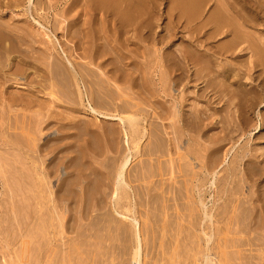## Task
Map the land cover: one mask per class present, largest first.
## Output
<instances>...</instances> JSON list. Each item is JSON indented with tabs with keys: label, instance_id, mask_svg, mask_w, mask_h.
Returning <instances> with one entry per match:
<instances>
[{
	"label": "bare ground",
	"instance_id": "bare-ground-1",
	"mask_svg": "<svg viewBox=\"0 0 264 264\" xmlns=\"http://www.w3.org/2000/svg\"><path fill=\"white\" fill-rule=\"evenodd\" d=\"M21 1L22 0H0V14L5 13L7 11H13V9L15 7L19 6ZM35 1L36 0H28L29 6L27 8L30 7V9H27L26 15L29 14L32 17V21H26V23L23 26L19 24L21 21H18V19H17V21H14L13 19L5 20L3 17L4 15L0 16V65L2 66V68L5 66L6 67L14 66V68H12V69H15V66H17L16 67V70H17L19 65H21V67H22V63L25 64V63H28L29 60H31V62L32 61L35 63L38 62V63L46 66L50 71L48 73H50L51 78L54 79L56 81V83L61 87V90L58 87L56 88L59 90V92L61 91L59 94H62V91H63L64 97L67 99L68 103L71 105V107H69V109L76 113V111H81V109L86 110V107H88V110L90 111L91 116L88 119L89 120L88 122L87 121H80V120L75 121L74 119L68 117L67 120L65 119L67 122L64 123L65 126L63 127L64 129L61 132V134L60 135L58 134L57 135L58 137H56V139H48V141L42 145L41 149L38 148L36 150V152H38V151L43 152L42 155L45 154L46 158L49 155L53 154V156L51 158L49 157L50 160L47 161V162H49L48 165L44 169L39 168V169H41V172H39L37 163L35 161H31V158L34 156V155L32 156L30 153L32 149L30 147H27V149L25 148L26 149L25 150L23 148L24 146L21 147L20 144L22 142L18 141V139L22 138L24 135V134H21L22 136H20L21 132L15 133V134L13 132L14 136L16 134H19L17 136H20L16 139H15L16 136L14 137L11 134L12 132L10 130H8V131H10V132H8L9 134L7 133L8 135L11 134L18 143L21 142V143H19V145H17L18 143H15V142L13 143V142L9 141L7 136H6V133L4 135H2V137H0V149H2L3 152L2 151L1 152L4 153L3 155H5V154L7 155V153L9 154V151L11 149H18L22 152V154H25L24 159H25L27 165H29V166H26L24 168L28 167V169H30L32 172H35L37 175L40 176V177L38 176V180H39L38 187H37L38 194H42L41 192H43V189H42V187L44 186L43 183L49 184L52 177H58L59 176L58 172L62 168V165L65 164V162L62 158L67 159L66 162L70 163L69 165H67V167H69V166L73 167L74 170L81 173L80 174L81 176H78L77 180H71L72 178L70 177L71 178L70 179L69 176L72 175L73 169L69 170V172H68L69 176L61 179V183L58 186V190L55 191V193H57V194L61 193L62 195H58V196L54 197L51 201L54 203V202H56L57 199L60 200V197H61L62 201L65 203V207H64L62 214H68V216L67 215L66 216H67V218L69 217L68 219L70 221V217L71 218L74 217L71 215L72 208L74 209V207H72L71 209L69 207V201H71L72 198H71V195L69 196L68 194H69L70 190L76 192V190H77L76 188H78L81 191V194L84 195V199H81V201L77 203L76 208L74 210H75L76 214H78L79 220L81 222V220L86 217L85 216L86 213H84L85 212L84 203L86 201V198L92 199L91 202L94 204L93 206L97 207L99 210H101V206L103 205V202H102V199L100 197H102L104 195V196H107V198H108V196H109L110 201H111L112 211H114V213H116L118 216H120L122 220H125L129 223V230L130 231L128 230V228L126 226H124V225H121V226L122 227L124 226L127 229L126 230L123 227L124 231L126 230L129 232V233L125 232V234L127 233L128 235L129 234L131 235V239H132L133 244H134V247H132V262H131V264H143L142 255H141L142 254L141 228H140V223H139L138 219L136 218V212H135L136 203H135V201H133V198L136 194L135 188H137V187H134L133 184L131 185L130 181H134L135 179L133 180V179L128 178L131 174L128 176L127 172L129 170V167L132 164L134 154L137 155L139 152H141L140 149L138 148L140 141L143 140L147 134H148L147 137H149L150 131L147 133L145 130L140 129L142 127V124H141L142 120H140L138 118L137 114H134V115L131 114L128 116H122L121 115V114L127 113L129 111L130 105L135 106L136 104H139V102H135L132 104L131 103L127 104L124 102L125 104H118V103H116V97H115L116 93H118L116 91L118 89V83H122V81L127 82L128 78L130 80H135L134 74H133V72H135V71L130 70V68H133L131 65L132 63L131 62L126 63L127 60H126V62L123 61V59L120 57L121 55L119 53H117L118 45H116L115 48L113 49V53H115L116 56L110 57V58L109 57L106 58L107 57L106 53L100 48L101 43H100V46H99V44H98V46H96V44H95L94 48L89 50V48L86 47L87 45H89L88 44L89 41L87 40L89 38L86 37V34L88 35L89 33H87L86 29L84 31L85 32L84 35L83 36L81 35L82 37H80V35H76L78 32L76 33V31H74L72 29V32L76 33V34H73V33L72 34L76 35V36H74V38H76L77 42H79L78 45L85 47V49L82 48V49H84V51H82V53H80L81 56L79 58H84V57L89 58L88 64L94 65L95 68L94 69H92L90 67L88 68L87 67L88 65H85L86 61L85 62L83 61L84 65L83 64L80 65L81 63L80 64H79V62L77 63V61H79V60H77V59H76L77 61L74 60L76 57L75 51L69 49V46H67L66 44H64V42L61 41L62 39L60 40L59 38L56 37L53 30H50L48 26L43 24L44 22L41 23V21L36 18V15H37V17L39 15L38 8L40 6L38 5V3L35 4ZM48 2H49V0H48ZM83 2H84L83 3L84 5L82 4V6H85V8H86L84 10L89 11L88 8H90V11L93 12V15L102 14V16L104 18H110L112 20L111 22L114 24V26L117 30L116 31L117 33H122V32L130 33L131 31L145 32V29L147 28L148 29L147 32L149 34L150 33H151V35L154 34V20H156L155 19V17H156L155 8L158 4L170 6L171 11L169 13V16L172 18L174 17L175 19L178 18V22H181V20L186 22L187 28H189L192 32L191 36L188 35V38L191 37L190 44L195 46V48L192 50V48L190 49V46H188L185 50H181L180 53H177V51L173 52V50H172V53H163L162 57H163L166 65H167V67L164 69V72H163V75L167 79V89L163 91L164 94H163V96H161V98L165 102H161L158 100L156 102L150 101V102H152L151 108L153 111V112H151V116L153 117L154 115H156L157 117H155V116L154 117L158 118V119H169L168 121H171V123L169 122L168 128L171 129V132L169 131L170 133H168L166 131V133L169 135L173 134V137H169L166 140L162 136L165 132L164 131L161 132L160 126H158L161 124L157 123V125H156V123H155L156 126H154L153 121L150 122L151 125L154 126L152 132H150L151 139L148 140L149 143L151 142L150 143L151 144V146H150L151 150L149 149L151 152V159H149V160H151V162H150L151 167H152L151 173H152V170L154 169L153 170L154 174H156V171H157V173L159 172L158 177L165 175L166 173L164 174V172H166V171H164V170H170L171 168L169 167V169H168L167 165H165L167 167V169L164 166L165 167V168H163L164 172L162 171L161 167H159V168L157 167L158 169L156 168L157 169L156 170L155 164H154V162H152V160H155V162H158V164H160L162 162V161L161 162L159 161V157L161 156L160 153H163V154L166 153L167 155H169V152H170V155H171L172 149L176 148V149L183 152V153L178 152L179 154L177 153L180 157L182 156L183 160L188 159L190 161L192 160L191 162L199 161L201 163L202 170H200V171H197V169L195 170L194 168H196V166L194 165V163H192L191 167L193 166V169H192L193 170L192 171L193 177H191V179L193 182H190L189 184H190V186H192L191 183L193 184L192 192H191L192 198H194V203H197L201 206L202 213H203V216L205 217V219H207L210 222H213L214 208L207 206L206 202L204 201V199H205L204 195L205 194H203V187L211 181L210 179H212V181L210 182L211 188L214 189L213 191H215V193L216 192L218 193V200H224V202H225V204H224L225 206H219L218 207L220 213H225L226 210H228L229 208L232 207L234 210L239 211V214L241 216H243V217H241L242 219L245 217L248 218V216H249L250 217L249 218V224H251V223L258 224V225L261 223L264 224V160L257 161L256 160V158L258 157L257 153H253L251 151L252 148H247V149H244V151L241 153L237 152L234 156V159L232 160V162L230 164H229L230 161L229 162L226 161L227 155L233 151L234 146L236 145L237 142H239L237 140V138L235 137V135H237L241 140L242 137H244L246 134H248L250 132V127L252 126L251 125L252 120L250 119L251 117L248 115L249 112L251 110L255 112V110L257 108L264 107V85L262 84V81L260 80L264 76V0H259V2H255V4H257V5L260 4L259 7H256V5L253 6L251 4L250 0H83ZM51 3H53V2H51ZM50 7L53 8V5H51ZM74 8H75V3L71 6V8L66 10L65 17L68 14H71ZM210 8H212V10H210ZM80 9H81V7H80ZM78 10H79V8H78ZM158 11H160V10H158ZM164 11H163V13H164ZM82 12H84V11H82ZM56 14H58V13H56ZM72 14L73 15H71V17H73V19H74V17H76L75 15H77V14H75V13H72ZM159 14H160V12H159ZM47 15H49V14H47ZM82 15H83V13H82ZM82 15H81V17H82ZM87 15H88V13H87ZM55 17H57V16H54V18ZM98 17H97V19H99ZM158 17H161V16L159 15ZM79 19H80V17H79ZM85 19H86V16H85ZM55 20L59 21V19H57V18ZM57 21H55V22H57ZM79 21L77 23H79ZM99 21L97 24L101 25V23ZM157 22H159V21H157ZM161 23H163V22H161ZM67 25H71V24L69 23ZM165 25H167V23H165ZM171 26H173V24ZM249 26L254 27L257 30H260V33H261L260 37H258V36L256 37L255 34L252 35L251 32L248 31V29H247ZM56 27H57V24H56ZM82 27H83V25H82ZM166 27H168V26H166ZM166 27L164 29H167ZM157 28H158V26H157ZM182 28H183V26H182ZM155 29H156V27H155ZM172 29H173V27H172ZM81 30H82V28H81ZM98 30H100V27ZM55 31H56V29H55ZM102 31H103V29H102ZM171 31L172 30H169V33H167L165 35V36H168V34L170 35L169 40H172V38H175V36H173L174 32L172 31V33H170ZM80 32L81 31H79V34H80ZM147 32H145L144 34H146ZM148 33H147L148 36L144 35L145 39H147L151 36ZM163 33H164V31H163ZM179 33H177V34H179ZM181 34H183V33H181ZM184 34H186V33H184ZM98 36H99V33H98ZM103 36H105V35H103ZM103 36H100V38L101 37L103 38ZM132 37H133V34H132ZM105 38H106V36H105ZM66 39H67V37H66ZM106 40L109 43L108 39H106ZM162 40L164 41L165 39L162 38ZM107 42H105L103 44H106ZM137 42H138V40H137ZM65 43H69V42H65ZM125 43L126 42H123V44H125ZM37 44H38V47H36ZM107 45H103V46L108 47ZM109 45H111V44H109ZM137 45H138V43H137ZM40 46H43V47H40ZM172 46H174V45H172ZM138 49H139V47H138ZM108 50L109 49H107L105 51H108ZM114 50L116 52H114ZM148 51H151V50L148 49ZM148 51L146 49V52H148ZM136 52L137 51H135V53ZM108 54L112 56L111 52ZM118 54H119V56H118ZM230 54H237L241 58H246L245 56L248 55L249 59H247V58L246 59H247V61L249 60V62L254 63L253 69H256V67L262 68L261 71L258 72L259 74H257V77L254 78V81H256V80L258 81L257 85H254L253 87H251L249 89H246L245 86L243 87L241 80L244 79L246 76L252 77L253 74H255V73H252L253 69H251L249 67V65L248 66L245 65L244 60H242V64H241L243 69L242 68H240V69L234 68L232 63L230 64L228 62V59H227L230 56ZM132 59L134 60L133 57H132ZM132 59H130V60H132ZM160 60H161V58H160ZM159 62H161V61H159ZM24 64H23V66H24ZM40 64H37L36 67ZM28 65L32 66L33 63L31 65L30 64H28ZM1 66H0V68H1ZM10 67H9V70H10ZM33 67H34V65H33ZM39 67H41V66H39ZM79 67H81L84 72L81 71V69ZM128 67H129V69H128ZM48 69H47V71H48ZM137 69H138V66H137ZM137 69L135 67L133 70H137ZM18 70H19V68H18ZM21 71H23V70L21 69ZM140 71L138 72V74L140 73ZM26 74H27V72L25 73V75ZM142 74H143V72H142ZM1 76H3V75H1ZM6 76L8 77L9 75H6ZM88 76H90L91 80H89ZM103 76H105V78ZM7 77H6V81L8 80ZM10 78H12V77H10ZM13 79H14V77L12 78V80ZM12 80L10 79V81H12ZM237 80H238V82H237ZM110 81H113L116 84V85L112 84V87H114L113 89H111V86L109 88L108 86L105 87L103 85V82L109 83ZM4 82L5 81H3L1 84L3 85ZM51 82H53V81H51ZM134 82L135 81H133V85H134ZM192 82L196 83V84H198L199 82L201 83L202 86L200 88L198 86V88H199L198 91H200V92H198V91L197 92H198V94L200 93L199 95H201L203 98L207 97L210 93L215 95L214 97L218 100V102L220 104H223L222 108H224L223 111H225V113H226V119L223 121V123H224V127L222 130L223 135L219 136L215 140L213 147L205 146V145H204V147H202L203 146L202 142H200V140L196 136L193 135V133H199V132H202L208 128L209 124L205 123V122H207L206 120H208V118L207 117L204 118V116H202V113H204L205 111L204 112H202V111L198 112L197 111V114L192 115L190 121L188 120V118H186V114L184 113L186 102L190 98L189 92L187 94L186 91L188 90V88L190 87V84ZM27 84H29V83H27ZM88 84L94 85V86H92L94 88L92 89V87H90ZM52 85H51V87L53 88ZM139 85H140V82H139ZM6 87H8V86H6ZM125 87H127V86H125ZM0 88H1V86H0ZM4 88H5V86H4ZM24 88H25V86H24ZM120 89H121V87H120ZM131 89L134 90V88H131ZM122 90H123V88H122ZM139 90H143L141 85H140ZM147 91H149V89H147ZM128 92H129V89H128ZM4 93H5V91H4ZM143 93H145V91ZM147 93H149L150 96L153 95V94L151 95L150 91ZM13 95H16V94H13ZM119 95H120V92H119ZM2 96H3V94L0 93V97H2ZM16 96H13L14 101L17 98ZM61 96H63V94ZM8 99H9V96H8ZM23 99L24 98H22V100ZM118 100H120V99H118ZM126 100L127 99H125L124 101H126ZM150 100H153V99H150ZM195 100H198V99H195ZM131 101H134V100H130V102ZM200 101H202V100H200ZM5 102L2 103L3 107H4ZM126 102H128V100ZM193 102H194V104H196L195 101H193ZM217 105H218V103H217ZM133 106H131V107H133ZM136 106L139 107L141 105H139V106L136 105ZM141 107H139V108H141ZM5 108H3V109H5ZM143 108H141V111L144 110ZM136 109L137 108H135V109L131 108V111L136 110ZM15 110H20V109H14V111ZM7 111H9V110H7ZM11 111H13L12 108H11ZM215 111L217 112L218 110H215ZM145 112H144L145 117H148L147 110ZM211 112L212 111H210V113ZM6 113H9V112H6ZM6 113H4V115H7ZM15 113H17V111H15ZM237 114H238V116H237ZM4 115H3V117H4ZM8 115H10V114H8ZM17 116H19V114H17ZM0 117H2V116H0ZM51 117L52 116H50V115L46 116V119L40 121V123H44L47 119H49ZM189 117H190V115H189ZM258 117H261V119L263 121V128L262 129L264 130V112H262V110L258 114ZM17 119L14 120V123L9 122V123H11L12 127L15 126V122ZM254 119H255V117H254ZM20 120L21 119L19 118L17 121H20ZM104 120L110 121L111 123L104 125V124H102V121H104ZM22 121H23V118H22ZM217 122H218V120H217ZM1 123L2 122H0V124ZM148 123H147V125L149 126ZM23 124H24V122H23ZM49 124L50 123H48L47 126ZM50 127H51V125H50ZM0 128L2 129L1 126H0ZM13 128L16 129V127H13ZM37 129H38V127H37ZM46 130H48V129H46ZM5 131H6V128H5ZM14 131H16V130H14ZM188 134L190 135V137H191L190 139L194 143L191 144L189 142V145H187L184 149L183 139L186 138ZM11 135L9 137H11ZM48 135H49V133H48ZM262 137L260 139L258 138L256 140V143L254 145L256 147V149H254V150H259V151L263 150L264 151V148L260 147V145L262 143V140H261ZM25 138L27 139V137H25ZM39 138H40V136H39ZM21 140H23V139H21ZM29 140L30 139H28V141ZM64 141L65 142L67 141V142L65 143ZM148 141H147V144H148ZM25 142H24V144L26 145L27 140ZM61 142L64 143V145H61L62 144ZM250 142H251V139L247 140V142L245 143L244 146L245 147L248 146V144ZM226 143L228 144V146L229 145L230 146H229L228 150L226 151V154L224 157L225 159L221 160L220 154H221V151L224 149ZM30 144H31V142H30ZM31 145H33V144H31ZM149 145L147 147H149ZM143 147H141V148L144 149ZM76 148H79V149L81 148V150H85V151L77 150ZM63 149H67V151L64 152V151H62ZM260 149H262V150H260ZM149 150L146 149L144 151V153L142 151V154H145V152H146V154L148 155ZM59 151L64 152L63 157H60V159L58 158L59 156L56 157L57 155H59L58 154ZM15 152H17V151H15ZM10 153H12V151ZM158 153L160 156L158 155ZM16 154L20 155L19 153H16ZM3 155H0V156L3 157ZM117 155L120 157V159H118ZM101 156L104 157V160L102 161V163H100L101 164L100 166H101V169H103L102 173L105 175L106 180H108L107 182H105V179L99 178L100 176H98V173H97L98 170L95 167H93L94 164L99 163V157H101ZM153 156H156V158L157 157L158 158L154 159ZM175 157H174V159H175ZM176 158H178V157H176ZM0 159H1V157H0ZM3 159H1V160H3ZM24 159L22 157V160H24ZM73 160H75V162H73V166H72ZM183 160H181V161H183ZM3 161H4V163H3L4 168H2V169L4 170L5 169L4 164H6L7 159H4ZM181 161H180V163L182 164ZM146 162H149V161L145 160V163L143 164V166L146 164ZM174 162L175 161H173V165L175 166V163L177 161L175 163ZM191 162L185 163V161H184L183 162L184 167H186L188 163L191 164ZM165 163H163V164H165ZM23 164L24 163H22V166H23ZM183 164L180 166H183ZM190 164H188L189 166H187L188 170L190 169L189 168ZM176 165H178V163ZM221 165H223L222 168L226 165L229 168L225 169L226 175L219 179V182L221 183L220 184L221 187H220L218 185L219 171H217V168L219 166L221 167ZM96 167H98V165H96ZM144 167H143V169L148 168L147 165H146V168H144ZM184 167L183 168L181 167V168L185 170ZM7 168L8 167H6V169ZM2 169L0 171H2ZM101 169H99V171H101ZM182 169H181V171H182ZM24 170H26V169H24ZM7 171H8V169H7ZM7 171L5 173L8 175L9 171L8 172ZM186 171H187V169H186ZM162 172H163V174H162ZM188 172H186L187 174L185 173V175H183V176L189 175ZM0 173H3V172H0ZM30 173H29V176L31 177L32 174L30 175ZM75 174H76V172H75ZM168 174H170V173H168ZM202 174H204L203 178H201ZM93 175L96 176L94 180H96V181L98 180L97 183H99L100 180L104 181V183H101V185L99 187L97 185L98 188L95 189V191L94 190H93V192L89 191V193H92L93 197L88 198L87 180L88 179L90 180V178ZM139 175H140V173L138 175L136 174L135 176H139ZM29 176L27 174L26 179ZM7 177H6V175L4 176L3 174H0V181H2L4 188H5V186H8V185H6V182H8V181L5 180ZM176 177H179V176H176ZM11 178L13 179V176H11ZM131 178H133V176H131ZM135 178H137V177H135ZM188 178H190V176H188ZM29 179H32V181H33V178H29ZM129 179H130V181H129ZM32 181H30V183H32V185H33L34 183ZM96 181L93 184L91 183V185L94 186ZM158 181H160V179ZM158 181H156V184ZM177 181H178V178L176 179V183H177ZM180 181H182V179ZM180 181H178V182H180ZM185 182L187 183L189 181L186 180ZM9 183H10V181H9ZM23 183L26 184L25 182H23ZM169 184L171 185V183H169ZM151 185H153V183ZM34 186H35V184H34ZM93 186H91V187H93ZM172 186H173V183L170 186V188L168 185L166 186L167 187L166 190L169 189V191L171 192L170 194L173 193L172 189H171ZM180 186L183 187L184 184H183V186L182 185H180ZM8 187L10 188V185ZM174 187H175L174 189L178 188L177 185H174ZM218 188H220V190ZM254 188H256V189H254ZM27 189L28 188H26V190H25L23 188V190L26 193H28L30 196H32L33 193L31 194V191H30L31 189L30 188L28 190ZM89 189L92 190L90 187H89ZM161 189H163V191H166L165 188L163 187V185L157 184L155 186V184H154L153 186H151V192L154 190H161ZM181 190L183 191V189H181ZM188 192L190 193V191H188ZM13 193H15V191ZM165 193L164 194L158 193V195L160 197H162V196H165ZM182 193L185 195L184 192H182ZM20 194H23V193H20ZM35 194H36V192H35ZM25 195H23L24 198H25ZM73 195H75V193H73ZM86 195H87V197L85 198ZM89 195L91 196V194H89ZM175 195L178 196V195H180V193L175 194ZM166 196H168V195H166ZM166 196H165V198H166ZM173 196H174V193H173ZM173 196L171 197V199L168 198V199H170L169 201H171L173 199ZM180 197H179V199H180ZM184 197H186V195ZM184 197H182V198L184 199ZM177 198L178 197H176L175 199H177ZM189 198L190 197H188V199ZM213 198H214V195H213ZM27 199H29V198H26V200ZM34 199L35 198L33 197L32 200H34ZM123 199H127L126 205L123 204ZM155 199H156V196H155ZM179 199H177V200H179ZM39 200H40V198H39ZM74 200H76V199H74ZM29 201L30 200L25 201V203L27 204V205L25 204L26 205L25 208H27ZM58 202L60 204V201H58ZM88 202H90V201L88 200ZM88 202L86 201V205L89 207V205L87 204ZM176 202L179 203V201H176ZM191 202L192 201L190 200L189 206L192 207L193 204ZM30 203H31V201H30ZM41 204H42V202H41ZM94 207L91 209L92 211H90V209H89V211L92 215L94 212L97 213V211H96L97 208H94ZM187 207H186V209L184 207H182V208L187 210L188 209ZM191 207H189V208L192 211L195 208V206L193 205L194 208L193 207L191 208ZM35 208L36 207H34V209ZM44 208H45V206H44ZM44 208H43V210H44ZM60 208H61V205H60ZM109 208H110V206L107 209H109ZM28 209H30V208H28ZM28 209H26L27 211L24 210V212L25 211L28 212ZM195 210H193V211H195ZM89 211H88L87 215L89 214ZM26 212L23 214V216L26 214ZM196 212H198V209ZM231 212L230 213L232 215L234 212L233 211H231ZM96 213L94 214V216L96 215ZM101 213H99V214H101ZM220 213H218V215ZM36 214H35V216L37 217V219H36V217L32 218V221L30 218L27 217V214H26L27 218H25V219H26V221L28 220L27 225H26V223L23 224V225H25V227L22 230H24L25 233L22 231V234L23 235L26 234V236H24L26 238L22 237V239L30 240L28 242L26 241L28 243L27 248H29L28 245L31 246V244H32L31 242L34 243V241H35V245L36 244L38 245V243H39V242L36 243V240H34V239H33V241H31L32 238L30 239V235L32 233L30 225L32 226L33 222L37 223V222L41 221L40 217H38L39 213H36ZM102 214H106V213L104 212ZM73 215H75V214H73ZM101 215H100V218L98 220L91 218L93 220V222L91 220V222H89V225L88 224L87 225L90 227L92 226V228L94 227L93 225H95L94 228H97L96 230H99L98 229L99 224L103 225V221L101 223V220H100ZM228 215H227L226 219L229 217ZM23 216H21V220L23 219L22 218ZM104 216H106V215H104ZM38 218L40 219V221H36V220H38ZM34 219H36V220L33 221ZM114 219H115V217H114ZM228 219H227V221H229ZM232 220L234 221L235 219H232ZM22 221L26 222L24 220H22ZM116 221H118V220L116 219ZM223 221H225V220H223ZM246 221H247V219H246ZM4 222H5V220H4ZM195 222H198V219ZM242 222H244V221H242ZM242 222H241V224H242ZM40 223L42 225L43 222H40ZM40 223L37 224L38 225V226H36L37 228H39ZM62 223H63V220H62ZM71 223H74L73 220ZM91 223H93V225ZM239 223H240V221H239ZM18 224L21 227L20 223H18ZM83 224L84 223H82V225L80 227H83ZM227 224H229V223H227ZM245 224H247V222ZM77 225H78V223H77ZM102 225H100V226H102ZM233 225H235L234 222L232 223V226ZM60 226H62V225H60ZM103 226H102V229H103ZM239 226H240V224H239ZM36 227H33V228H36ZM119 227H117V228H119ZM255 227H257V226L255 225L252 229H255ZM16 228H17V225H16ZM42 228H43V225H42ZM85 228H84V230H85ZM99 228L101 230V227H99ZM70 229H71V226H70ZM119 229L122 230L121 227ZM14 230H15V228H14ZM40 230L44 231V229H41V227H40ZM123 230H122V232H120V233H122L121 235H123V232H124ZM35 231H37V230H35ZM43 231H42V233H43ZM82 231H81V233H82ZM244 231H246V230H244ZM256 231L257 230H255L254 232H256ZM263 231H264V229H263ZM18 232H20V231L18 230ZM85 232H86V230H85ZM90 232H91V230H90ZM36 233L38 235L39 231H37ZM256 233H264V232H260V229H259L258 232H256ZM14 234H16L15 231H14ZM35 234H34V236H35ZM79 235H81V234H79ZM83 235H85V237H86V233ZM91 235H89V236H91ZM253 235H254V233H253ZM257 235H254V236L256 237ZM259 235H261V234H259ZM19 236L17 235V237H19ZM39 236H40V234L36 237H39ZM71 236H73V235H71ZM82 236H79V237H82ZM204 236L206 237V244L209 245L210 242L212 241L213 237L206 234V232H204ZM85 237L83 239H85ZM113 238H114V236H113ZM256 238L261 239V237H259V236ZM22 239H21V241H22ZM63 239H65V238H63ZM80 240L82 241L81 238H80ZM23 241H22V244H23ZM38 241H40V240H38ZM261 241H262V239H261ZM29 243H31V244H29ZM239 243H240V241H239ZM248 243H249V241H248ZM43 244H44V242H43ZM61 244L62 243H60L59 246H61ZM74 244L76 245V242H74ZM254 244L255 243H253L252 245L254 246ZM24 245H26V244H24ZM40 245H42V243ZM64 245H65V243H64ZM71 246H74V245H72V244L70 245V247H69L70 250H71ZM241 246H243V245H241ZM33 247H36V246L32 245V247H31L32 249L30 250V253L33 249L37 250V248H33ZM62 247H63V245H62ZM65 247H67V245H65ZM205 247H207V246H205ZM27 248H25L24 250H27ZM51 249H53V248L51 247ZM51 249L49 251L50 253H51ZM57 249H59L58 245H57ZM57 249L54 248V250H56L55 251L56 253L54 251H52V253L54 252L53 254H55V255L57 254V256H58L59 251ZM70 250H68V251H70ZM72 250H74V249H72ZM63 251L66 255L67 252L65 250H63ZM27 252H28V250H27ZM73 252L74 251H72V252L70 251L69 253L71 254ZM41 253H42V251H41ZM69 253H67V254H69ZM260 253L261 252L258 253V256H260ZM39 254L37 253V255H39ZM52 255L51 256L48 255L49 257H51V259L48 258V256L46 257V258H48L47 260H50L51 263L53 260L56 261V258H57L56 256L53 255V257H56L55 259H53ZM61 256H62V253H61L60 257ZM255 257H253V258H255ZM260 257L262 258V255ZM38 258H40V257H38ZM69 258L70 257L67 255L66 258L63 260L64 261L67 259L69 260ZM47 260H44V261L47 262L46 264H49L50 262L48 263ZM70 260H71V258H70ZM55 261H53V262H55ZM59 261H60V258H59ZM204 261L206 262V264H214L215 263L213 261V259L210 257V255H206ZM258 262H260V261H258ZM54 264H56V263H54ZM256 264H260V263H256Z\"/></svg>",
	"mask_w": 264,
	"mask_h": 264
},
{
	"label": "rangeland",
	"instance_id": "rangeland-1",
	"mask_svg": "<svg viewBox=\"0 0 264 264\" xmlns=\"http://www.w3.org/2000/svg\"><path fill=\"white\" fill-rule=\"evenodd\" d=\"M49 2H48V0H38V1L36 0L35 1V4L38 3V5L40 6V7L38 6L39 7L38 8L39 15H38V17L36 15V18L38 20H40L41 23L44 22L43 24L48 26L50 30H53L56 37L59 38L60 40L62 39L61 41L64 42V44H66L67 46H69V49L75 51L76 57L74 60L75 61L79 60V61H77V63L79 62V64L81 63L80 65H82V64L84 65V62L86 61L85 65H88L87 66L88 68L89 67L92 69L95 68L94 65L88 64L89 58H86V57L79 58L81 56L80 53H82V51H84L85 47L78 45L79 42H77V39L74 38V36L80 35V37H82L85 33L84 32L85 29H86L87 33H89L88 35L86 34V37L89 38V39H87L89 41L88 42L89 45H87L86 47L89 48V50L93 49L95 44H96V46H98V44L100 46V43H101L100 48L106 53V55H107L106 58H108V57L110 58V57L116 56L115 53H113V49L115 48L116 45H118L117 53H119L121 55L120 57L123 59V61L126 62V60H127L126 63H128V62L132 63L131 65L133 68H130V70L135 71V72H133L135 80H130L128 78L127 82L124 81L125 82L124 83L122 81V83H118V89L116 90L118 93H116V96H115L116 97V103H118V104H125V103L129 104V103H131L132 104L135 102H139V104H136V105H138V106L141 105L142 107L139 106L141 108L144 107L143 109L145 111L147 110L148 117H145L146 112L143 109H142L143 111H141V108L137 107L136 105L135 106H133V105L129 106L128 105L129 111L127 113H124L121 115L122 116H128L131 114H133V115L137 114L138 118L140 120H142V122H141L142 127L140 129L145 130L147 133L149 131L152 132L153 127L156 126L157 123H159V124H161V125H158V126H160V129H161L160 131L165 132L164 134L162 133L163 135L162 134L161 135L166 140L169 137H173V134L169 135L166 133V131L168 133L171 132V129L168 128L169 122L171 123V121H168L169 119H158V118H155V117H157L156 115H154L155 117L153 116L154 118L151 116V112H153L152 108H151V103L156 102L157 100L161 101V102H165L161 98V96H163V94H164L163 91L167 89V79L163 75L164 69L167 67V65H166V63L162 57L163 53H172V50H173V52L177 51V53H180L181 50H185L188 46H190V49L192 48V50L195 48V46L190 44L191 37L188 38V35L191 36L192 32L189 28H187L186 22H184L183 20H181V22H178V18L175 19L173 17L174 18L173 19L172 17H170L169 16V13L171 11L170 6L158 4L155 8V11H156L155 19L156 20H154V34H152V35H151V33L149 34L147 32L148 29L146 28L145 32H147L151 36L149 38L145 39L144 35L146 36L147 33L144 34L145 32H142V31H137V32L131 31L130 33H126V32L117 33L116 32L117 30H116L114 24L111 22L112 20L110 18H104L102 16V14L93 15V12H91L90 8H88V7L87 8L89 11L84 10L86 8H85V6H82V4L84 3L83 0H60V1L59 0H49ZM51 2H53V3H51ZM250 2L253 6H255V5H256V7L260 6V4L259 5L255 4V2H259V0H253V1L250 0ZM74 3H75V8L73 9L72 13L77 14V15H75L76 17H74V19H73V17H71V15H73L72 13L68 14L65 17L66 10L71 8V6ZM51 5H53V8L50 7ZM28 6H29L28 0H22L20 2L19 6L15 7L16 9L14 8L13 11H7L5 13H2V14H0V16L4 15L3 17L5 20L13 19L14 21H17V19H18V21H21L19 24L23 26L26 23V21H32V17L29 14L26 15L27 9H30V7L27 8ZM80 7H81V9H80ZM78 8H79V10H78ZM158 10H160V11H158ZM210 10H212V8H210ZM82 11H84V12H82ZM163 11H164V13H163ZM159 12H160V14H159ZM56 13H58L59 15ZM82 13H83V15H82ZM87 13H88V15H87ZM47 14H49V15H47ZM80 14L82 15V17ZM53 15L57 16V17L54 18ZM159 15L161 17H158ZM85 16H86V19H85ZM79 17H80V19L81 18L82 19L80 20ZM97 17L99 19H97ZM56 18L59 19V21L55 20ZM55 21H57V22H55ZM78 21H79V23H77ZM98 21L101 23V25L97 24ZM157 21H159V22H157ZM160 21L163 22L164 24L161 23ZM69 23L71 25H67ZM165 23H167V25H165ZM56 24H57V27H56ZM172 24H173V26H171ZM82 25L84 28L82 27ZM157 26H158V28H157ZM166 26H168V27H166ZM182 26H183V28H182ZM99 27H100V30H98ZM155 27H156V29H155ZM165 27L167 29H164ZM172 27H173V29H172ZM81 28H82V30H81ZM55 29H56V31H55ZM72 29L74 31H76V33L77 32L78 33L77 34L73 33ZM102 29H103V31H102ZM247 29H248V31L251 32L252 35L255 34L256 37L257 36L260 37V35H261L260 30H257L256 28L251 27V26H249ZM162 30L164 31V33ZM169 30H172L174 32L173 36H175V38H172V40H169V38H170L169 34H168V36H165L167 33H169ZM79 31H81L80 34H79ZM172 31L170 33H172ZM72 33L76 34V35H73ZM98 33H99V36H98ZM177 33H179V34H177ZM181 33H183V34H181ZM184 33H186V34H184ZM132 34H133V37H132ZM103 35H105L106 38ZM100 36H103V38L102 37L100 38ZM66 37H67V39H66ZM162 38L165 40L163 41ZM106 39H108L109 43L107 42ZM137 40H138V42H137ZM104 41L107 43L103 44V43H105ZM65 42H69V43H65ZM123 42H126V43L123 44ZM137 43H138V45H137ZM102 44L103 45L108 44L107 45L108 47L103 46ZM109 44H111V45H109ZM172 45H174V46H172ZM36 47H38V44L36 45ZM40 47H43V46H40ZM138 47H139V49H138ZM82 48H84V49H82ZM145 48L147 49V51H148V49L151 51L146 52ZM107 49H109L108 50L109 52L105 51ZM133 49L135 51H137L138 53L136 52L137 53L136 54ZM110 52L112 53V56L108 54ZM114 52H116V51L114 50ZM119 54H118V56H119ZM132 57L134 58V60L132 59ZM245 57L247 59H249L248 55ZM160 58H161V60H160ZM246 58H241L237 54H230V56L227 59H228V62L230 64L232 63L233 67L236 69L242 68V66H241L242 60H244V63L246 66L249 65V67L251 69H253L254 63L249 62V60L247 61ZM130 59H132V60H130ZM159 61H161V62H159ZM32 63L34 65V67H33V65L32 66L28 65V64L31 65ZM23 64L24 63H22V67H21V65H19V67H18L19 70H18V68L16 70L17 66H15V69H12V68H14V66H12V67H10V66L6 67L5 66L2 68V66L0 65L1 66V68H0V86L2 88V89L0 88V93H2L4 96V97L3 96L0 97V107H1L0 108V116H2V117H0V122H2L1 123L2 125L0 124V126L2 127V129L0 128V134H1L0 137H2V135H4L6 133V136H7L9 141H11L13 143L14 142L18 143L15 139L22 136L21 134H24L22 138L18 139V141H21L24 144V142L27 140V144L23 145L21 142H19V143H21L20 144L21 147L24 146L23 147L24 149L25 148L27 149V147H30L32 149L30 153L32 156L34 155L31 158V161H35L37 163L38 169L39 168L44 169L49 163L47 161L50 160V158L53 156V154L49 155L46 158L45 154L42 155L43 152H40V151L36 152V150L38 148L41 149L42 145L44 143H46L48 141V139H56V137H58L57 135L61 134V132L64 129L63 127L65 126L64 123L67 122L66 120L68 117L74 119L75 121L80 120V121H87L88 122L89 121L88 119L90 118L91 113L88 110V107H86V110L81 109V111H76V113L69 109V107H71V105L68 103L67 99L64 97L63 91H62L63 96H61L62 94H59L61 91L59 92V90L56 88L58 87L61 90V87L56 83V81L54 79L51 78L50 73H48L50 71L46 66H44L38 62H36V63L33 61L31 62V60H29L28 63H25L26 65L24 64V66H23ZM37 64H40V65H38L36 67ZM39 66H41V67H39ZM137 66H138L139 70L137 69ZM9 67H10V70H9ZM135 67L137 70H133ZM79 68L81 69V71H83L81 67H79ZM21 69L24 72L21 71ZM47 69H48V71H47ZM128 69H129V67H128ZM261 69H262L261 67L260 68L256 67V69L252 70V73H255V74H253L252 77L246 76L244 79H242L241 83L243 84V87L245 86L246 89H249V88L253 87L254 85H257L258 81L257 80L254 81V78L257 77V74H259L258 72H260ZM140 70L143 72L144 75L142 74V72ZM139 71H140V73L138 74ZM26 72H27V74L25 75ZM1 75H3V76H1ZM6 75H9L8 76L9 78ZM6 77L9 81L8 80L6 81ZM10 77H12V78L14 77L15 80L13 79L14 80L13 81L12 78H10ZM103 77L105 78V76H103ZM88 78H89V80H91L90 76H88ZM10 79L12 81H10ZM260 80L262 81V84L264 85V76ZM3 81H5V82L2 85L1 83ZM51 81H53V82H51ZM133 81H135L134 85H133ZM139 82H140V85H141L143 90H139L140 89ZM237 82H238V80H237ZM27 83H29V84H27ZM105 83L106 82H103V85L105 87L108 86L109 88L111 86V89L114 88V87H112V84L116 85L113 81H110L109 83H106V84ZM51 85L53 86V88L51 87ZM4 86H5V88H4ZM6 86H8V87H6ZM24 86H25V88H24ZM89 86L92 87L94 85H89ZM125 86H127V87H125ZM198 86H199V88L202 86L200 82L198 84L192 82L190 84V87L186 91L187 94L189 92L190 98L186 102L184 113L186 114V118H188V120L190 121L192 115L197 114V111L198 112L199 111H202V112L205 111L204 113H202V116H204V118H206V117L208 118V120H206L207 122H205V123H208L209 126L204 131L199 132V133H193V135L196 136L200 140V142H202V144H203L202 147H204V145L213 147L215 140L219 136L223 135V132H222L223 127H224L223 121L226 119V113H225V111H223V109H224V108H222L223 104H220L218 102V100L214 97L215 95L210 93L207 97H204V98L201 95H199L200 93L198 94V92H200V91H198L199 90ZM120 87H121V89H120ZM93 88L94 87H92V89ZM122 88H123V90H122ZM131 88H134V90H132ZM128 89H129V92H128ZM147 89H149L151 95L153 94L154 96L153 95L150 96V94L147 93V92H149V91H147ZM53 90L54 91L58 90L57 91L58 93L56 91L54 92ZM4 91H5V93H4ZM142 91L143 92L145 91L146 94L143 93ZM119 92H120V95L122 97L119 95ZM13 94H16L17 96L13 95ZM8 96H9V99H8ZM13 96L17 97V98L15 97L16 98L15 101L13 100L14 99ZM20 96L24 99L22 100V98ZM118 99H120L121 101ZM125 99H127L128 102H126L127 100L124 101ZM129 99L134 100V101L130 102ZM150 99H153V100H150ZM195 99H198V100H195ZM200 100H202V101H200ZM150 101H152V102H150ZM193 101H195V103L197 105L194 104ZM3 102L6 103V104L4 103V107L2 105ZM217 103H218V105H217ZM131 106H133V107H131ZM3 108H5V109H3ZM11 108L13 111H14V109H20V110H15V111H17V113H15V111L14 112L11 111ZM131 108L132 109L137 108L136 109L137 111L133 110L134 111L133 112V111H131ZM6 109L9 111H7ZM215 110H218V111L216 112ZM261 110H262V112H264V107L257 108L255 110V112L252 110L249 112L248 115L251 117L250 119L252 120L251 121L252 126L250 127V132L248 134H246L244 137H242L241 140L237 135H235V137L237 138V140L239 142L236 143L233 151L227 155L226 161L227 162L230 161L229 164L232 162V160L234 159V156L237 152L241 153L244 151V149H247V148H252L251 151L253 153H257V155H258V157L256 158L257 161L264 160V151L262 149H260L262 151L254 150V149H256V147L254 146L256 143V140L258 138L260 139L262 136H263L261 139L262 143H261L260 147L264 148V130L262 129L263 128V121H262L261 117H258V114L260 113ZM210 111H212V112L210 113ZM6 112H9V113H6ZM4 113H6L7 115H4ZM8 114H10V115H8ZM17 114H19V116H17ZM3 115H4V117H3ZM48 115H50L52 117L47 119L44 123H40V121L45 120L46 116H48ZM189 115H190V117H189ZM237 116H238V114H237ZM18 117L21 119L20 121H17L19 119ZM254 117H255V119H254ZM22 118H23V121H22ZM15 119H17L16 120L17 123L15 122V126H13V127H16V129L12 127L11 123H9V122L14 123ZM217 120H218V122H217ZM106 121L107 120L102 121V124L106 125V124L111 123L110 121H107V122ZM151 121H153L154 126L151 125V123H150ZM23 122L26 126L23 124ZM48 123H50L48 125L49 127L47 126ZM147 123L149 124V126L147 125ZM155 123H156V125H155ZM16 125L20 129L21 128L22 129L20 130ZM50 125H51V127H50ZM37 127H38V129H37ZM5 128H6V131H5ZM13 129L16 131H14ZM46 129H48V130H46ZM8 130H10L12 132L11 133L12 135H13V132H14V134L21 132L20 136H17L19 134H16L15 135L16 137L13 135L15 137V139H14V137L10 134L11 137L13 138L12 139L11 137H9L10 135H8L9 134L8 132H10ZM150 132H149V137H147L148 136V134H147L144 137V139L140 141L138 148L140 149L141 152H139L137 155L134 154L132 164L129 167V170L127 172L128 176L131 174L128 178L133 179V180L135 179L134 181H130V179H129V181L131 182V185L133 184L134 187H137V188H135L136 194L133 198V201H135V203H136V210H135L136 218L138 219V221L140 223V228H141V236H142V254L141 255H142L143 264H206V262L204 261L206 255H210V257L215 262L214 264H256V263L264 264V246H263L264 245L263 244L264 243V240H263L264 239V233H256V232H258L259 229H260V232H264L263 231V229H264L263 225L264 224H262V223L259 225L254 224V223L249 224V218L250 217L248 216V218H247V217H245L246 216L245 215L244 217L247 219V221L245 218L242 219L241 217H243V216H241L239 214V211L234 210L232 207L229 208L228 210H226L225 213H220L218 207L219 206H225L224 205L225 202H224V200H218V193L217 192L215 193V191H213L214 189L211 188L210 182L212 181V179H210L211 181L203 187V194H205L204 195V197H205L204 201L206 202L207 206L214 208L213 222H210L207 219H205V217L203 216V213H202L201 206L197 203H194V198H192L191 192H192L193 184L191 183L192 186H190V184H189L190 182H193L191 179V177H193V174H192L193 173L192 172L193 166L191 167L192 163H194V165L196 166V168H194V169L195 170L197 169V171L202 170L201 163L199 161L191 162L192 160L190 161V160L185 159V158H184L185 160H183L182 156L180 157L178 155L182 151H180L176 148H173L171 151V155H170V152H169V155H167L166 153L165 154L160 153L161 156L158 153V155L160 156L159 161L160 162L162 161L163 163L166 162L167 164L166 163L163 164L162 162L160 164H158V162H155V160H152V162H154V164H155V169L157 167L158 168L161 167L162 171H163L164 170L163 168L166 167L165 165H167L168 169H169V167L171 169L170 170H164L166 172H164V171L163 172H164V174L165 173L166 174L159 176V177H158L159 172L157 173V171H156V174H154L153 173L154 169H153L152 170V173L154 174L153 175L151 173V168H152L151 163H150L151 160H149V159H151V152H150V150H151V148H150L151 144L150 143L151 142L149 143V141H148L149 139H151ZM48 133L50 136L48 135ZM24 136L27 137V139ZM39 136H40V138H39ZM190 138L191 137L188 134L187 137L183 139L184 149L187 145H189V142L191 144L194 143ZM21 139H23V140H21ZM28 139H30V140L28 141ZM250 139H251V142L248 144V146L245 147L244 146L245 143L247 142V140H250ZM147 141H148V144H147ZM30 142L33 145H31ZM19 143L17 145H19ZM227 143L225 145L226 148L224 147V149L221 151V154H220L221 160L225 159L224 157H225L226 151L228 150V148L230 146V145L228 146ZM61 145H64V143H62ZM148 145H149V147H147ZM141 147H143L144 149H142ZM76 149L81 150V148L80 149L76 148ZM146 149H148V150L150 149L148 151L149 156L146 154V152H145L146 155L142 154V151L144 153V151ZM1 151H2V149H0V152ZM11 151H12V153H10ZM15 151H17V152H15ZM62 151L66 152L67 149H63ZM62 151L61 152L59 151V153H58L59 155L56 156V157L59 156L58 157L59 159H60V157H63V155H64V152H62ZM81 151H85V150H81ZM2 152L0 153V155L4 154ZM16 153H19L20 155H18ZM103 156L99 157V163L94 164L93 167H95L98 170L97 173H98V176H100L99 178L100 179L103 178V179H105V182H107L108 180H106L105 175L102 173L103 169H101V166H100L101 165L100 163H102V161L104 160ZM175 156L178 157L180 160L178 158H176ZM0 157H1V159H3V158L7 159L6 164H4L5 165L4 170L2 169V168H4V166H3V163H4L3 160L4 159L3 160L0 159V168L2 169V171H0V172H3L0 174H3L4 176L6 175V177L9 174L11 176H13V179L11 178L10 175L5 179L8 181V182L5 181L6 185H8V186L10 185V188L8 186H5V188H4L2 181H0V264H43V263L46 264L47 262H45L44 260H47L48 258L51 259V257H49V256H51L56 251V250H54V248L57 249V245L59 248V249H57L59 252L58 251L57 252L59 254H58V256H57V254L56 255L53 254L54 256L57 257V258L53 257V255H52L53 259L56 258V261L52 259L55 262L52 261V263H51L50 260H47L48 263L50 262L49 264H54V263H56V264H131V262H132V247H134V244H133V241L131 239V235L127 234L129 232L126 231L127 229L124 227V226H126L129 230V223L125 220H122L120 216H118L116 213H114V211H112L111 201H110L109 196H108V198H107V196H104V195L102 197H100L102 199L103 205L101 206V210H99L97 207L93 206L94 204L91 202L92 199L86 198L87 197V195H86L85 196L86 201L88 202V200H89L90 202L87 203L89 205V207L86 205V201L84 203V205H85V212L84 213H86L85 214L86 217L83 218L81 220V222L79 220L78 214H76V212L74 210L76 208L77 203L80 202L81 199H84V195L81 194V191L78 188H76L77 189L76 192L70 190V192L68 194L69 196L71 195V198H72V200L69 201V207H70V209L72 207H74V209L72 208V211H71V215L74 217L73 218L70 217V221L68 219L69 217L67 218L68 214H62L64 207H65V203L62 201L61 197H60V200L57 199L56 202H54V203L51 201L54 197H56L58 195H62L61 193H59V194L55 193V191L58 190V186L61 183V179H63L64 177H68L69 176V174H68L69 170L73 169V167H71V166L67 167V165L70 164L69 162H66L67 159L62 158L64 160L65 164L62 165V168L58 172L59 176L58 177H52L49 184L43 183L44 184V186L42 187L43 192H41L42 194H38L37 187H38V183H39V180H38L39 175H37L35 172H32L30 169H28V167L24 168L26 166H29V165H27V163L24 159L25 154H22V152L18 149H11L9 151V154L7 153V155L5 154V155H3V157L2 156H0ZM22 157L24 160H22ZM117 157H118V159H120V157L118 155H117ZM174 157H175V159H174ZM153 158L157 159L158 157L156 158V156H153ZM145 160H147L149 162H146V164L144 165L145 167H144L143 164L145 163ZM181 160H183V161H181ZM173 161H175V162L177 161L176 163L174 162L175 166L173 165ZM180 161L182 162V164L184 161H185V163L191 162V164L188 163V164H190V167H189L190 169L188 170V167H187V166H189L188 164L186 167H184V164H183V166H180V165H182L180 163ZM73 162H75V160L72 161V166H73ZM22 163H24L23 166H22ZM177 163H178V165H176ZM96 165H98V167H96ZM146 165L148 168H146ZM142 166L144 168H146L147 170L143 169ZM222 166L223 165H221V167L219 166L217 168V171H219V174H218V185L219 186L221 184L219 182V179L226 175L225 169L229 168L227 165L224 166L223 168H222ZM6 167H8L7 169L9 172L7 171ZM167 167H166V169H167ZM181 167L182 168L184 167L185 170L182 169ZM24 169H26V170H24ZM99 169H101V171H99ZM181 169H182V171H181ZM186 169H187V171H186ZM6 171L9 173L8 175L5 173ZM72 171H73L72 175L69 176V178L71 177L72 178V179L70 178L71 180H77L78 176H81L80 175L81 173L77 172L74 169ZM185 171L186 172L189 171L188 172L189 175L183 176L186 173ZM28 172L29 173L31 172L30 173V175L32 174L31 177L29 176ZM39 172H41V169H39ZM75 172H76V174H75ZM163 172H162V174H163ZM167 172L170 174H168ZM139 173H140L139 176H135L136 174L138 175ZM27 174L29 177L26 179ZM175 175L179 176L180 178L176 177ZM131 176H133V178H131ZM188 176H190V178H188ZM95 177L96 176L93 175L90 178V180L89 179L87 180L88 198L93 197L92 193H89V191H92V192H93V190L95 191V189H97L101 185V183H104V181H101L100 179H99L100 180L99 183H97L98 180L97 181L94 180ZM135 177H137V178H135ZM203 177H204V174L201 175V178H203ZM29 178H33V181H32V179H29ZM177 178H178V181H180L181 179H182V181H180V182L177 181V183H176ZM159 179H160V181H158ZM185 179L189 182L186 183ZM9 181H10V183H9ZM30 181H32L35 184V186H34V184L32 185V183H30ZM95 181H96V183L94 184V186L91 185V183L93 184ZM156 181H158L157 184L163 185L165 190L167 188L166 187L167 185L170 188V186L173 183V186H172L173 188L171 187V189H172V192L174 193L175 197L173 196V193L170 194L171 192L169 191V189L166 191H163V189H161V190H154L151 192V186H153L154 184H155V186L157 185ZM23 182H25L27 185L24 184ZM152 183H153V185H151ZM169 183H171V185ZM183 184H184V186H183ZM97 185H98V187H97ZM174 185H177L178 188L174 189L176 187V186L174 187ZM180 185H182L183 187H181ZM91 186H93V187H91ZM89 187L92 190H90ZM23 188L25 190H26V188H28V189L30 188L31 194L33 193L32 196H30L28 193H26L23 190ZM179 189L180 190L183 189V191L182 190L180 191ZM218 189L220 190V188H218ZM254 189H256V188H254ZM14 191H15V193H13ZM34 191L36 192V194ZM188 191H190V193ZM182 192L185 193L186 197H184L185 195ZM20 193H23V194H20ZM73 193H75V195H73ZM158 193L159 194L165 193V196L166 195H168V196H166V198H165V196L161 195L162 197H160L158 195ZM178 193H180V195H178V196L175 195ZM89 194H91V196ZM23 195H25V198L23 197ZM213 195H214V198H213ZM155 196H156V199H155ZM172 196H173V199L171 201H169ZM33 197L35 198L34 200H32ZM176 197H178L177 199H179V197H180V199L182 197H184V199L182 198L181 200L180 199L177 200V199H175ZM188 197H190V198L188 199ZM26 198H29V199L26 200ZM39 198H40V200H39ZM168 198H170V199H168ZM74 199H76V200H74ZM28 200H30L31 203H30V201H29L30 204L27 202L28 206H27V208H25L27 205L25 203V201H28ZM190 200L192 201L191 203L195 206V208H194L192 205V207L194 208L193 210H195L197 208L198 212H196L197 209L195 211H193V210L191 211V209L189 208V207H191V206H189ZM58 201H60V204ZM176 201H179V203ZM41 202H42V204H41ZM123 204H125V205L127 204V199H123ZM43 205L45 206V208ZM60 205H61V208H60ZM92 206L94 208H97V210H96L97 213L94 212L93 215L90 213V211H92L91 209L93 208ZM109 206H110V208L107 209ZM34 207H36V208L34 209ZM182 207H184L185 209L187 207L188 209L185 210ZM28 208H30V209H28ZM43 208L45 211L43 210ZM26 209H28V212H26L27 211ZM89 209H90V211H89ZM24 210H26L25 212L27 214V217L30 218L31 221H32V218L36 217L35 214L39 213L38 217H40L41 221L39 218H38V220H36L37 217L33 221L36 220V221L43 222L42 223L43 228H42V225L40 222H37V223L33 222V224L31 223L32 226L30 225V228L32 230V233L30 235V239L32 238L31 241H33V239H34V240H36V243L37 242H39V243H38V245L37 244L35 245V241H34V243L31 242L32 244L29 243V244H31V246L28 245L29 248H27V244H28L27 242L30 240L22 239V237L26 236V234H24V235L22 234V231L24 232V230H22V229H24V227H25V225H23V224L26 223V225H27V221H28V220L26 221V219H25V218H27L26 214L23 216V214L25 213ZM88 211H89V214L87 215ZM231 211L234 212L233 213L234 215L233 214L231 215V213H232ZM101 212L102 213L105 212L106 214H102ZM95 213H96V215L94 216ZM99 213H101L102 215ZM218 213H220V214L218 215ZM73 214H75V215H73ZM100 215H101V219H100L101 223L103 221V225H104L103 226L102 224H99L98 229L100 230L99 227H101L100 231L96 230L97 228H94L95 225H93V223H91V224L94 226L93 227L94 229L92 228V226L91 227L88 226L89 222H91V220H92L91 218L98 220L100 218ZM104 215H106V216H104ZM227 215L229 216L228 217L229 219L227 218L229 221H227V219H226ZM21 216H23L22 220H24L26 222H23L21 220ZM114 217H115V219H114ZM231 218L235 219V220L233 221ZM71 219L73 220L74 223H71L72 222ZM116 219L118 221H116ZM197 219H198V222H195ZM4 220H5V222H4ZM62 220H63V223H62ZM223 220H225V221H223ZM241 220L244 222H242ZM232 221L235 223V225H233L234 227L232 226V223H233ZM239 221H240V223H239ZM92 222H93V220H92ZM226 222L229 224H227ZM241 222H242V224H241ZM246 222H247V224H245ZM18 223H20L21 227L19 226ZM38 223H40L39 228L36 227V226H38L37 225ZM77 223H78V225H77ZM82 223H84L83 227H80L82 225ZM239 224H240V226H239ZM16 225H17V228H16ZM60 225H62V226H60ZM100 225L103 226L104 230L102 229V226H100ZM121 225H124L123 227L126 229L125 231L123 230V227ZM255 225L257 227H255V229H252ZM70 226H71V229H70ZM119 226L124 231L123 235H121L122 233H120V232H122V230L119 229L120 228ZM33 227H36V228H33ZM40 227H41V229H44V231L40 230ZM117 227H119V228H117ZM14 228H15V230H14ZM84 228H85L86 232H85ZM243 229L246 231H244ZM18 230L20 232H18ZM35 230L39 231V234H40L39 237H36L39 234L37 235V233H36L37 231H35ZM90 230H91V232H90ZM112 230L113 231L115 230V231L113 232ZM255 230H257V231L254 232ZM14 231L16 234H14ZM42 231H43V233H42ZM81 231L83 234L86 233V237H85V235H83L81 233ZM125 232H127L126 233L127 235L125 234ZM204 232H206V234L213 237V239L209 245L206 244V237L204 236ZM253 233H254V235L258 234L256 237H258V236L261 237L262 241H261V239L256 238L253 235ZM34 234H35V236H34ZM79 234H81V235H79ZM259 234H261V235H259ZM17 235L18 236L20 235V236L17 237ZM71 235H73V236H71ZM78 235L79 236L83 235V236L79 237ZM89 235H91V236H89ZM112 235L114 236V238ZM84 237H85V239H83ZM24 238H26V237H24ZM63 238H65V239H63ZM80 238L82 239V241L80 240ZM21 239H22V241L23 240L25 241V242L23 241V244H22ZM38 240H40V241H38ZM42 241L44 242V244ZM239 241H240V243H239ZM248 241L251 245L248 243ZM74 242H76V245L74 244ZM41 243H42V245H40ZM60 243H62L61 246H59ZM64 243H65V245H67V247H65ZM253 243H255L254 246L252 245ZM24 244H26V245H24ZM71 244L74 246H71V250H70L69 247ZM240 244L243 246H241ZM32 245L36 246L33 248H37V250L33 249L32 250L33 252L31 251V253H30V250L32 249L31 248ZM62 245H63V247H62ZM205 246H207V247H205ZM51 247L53 249H51ZM25 248H27L28 252H27V250H24ZM50 249H51V253L49 252ZM72 249H74V250H72ZM63 250H65L67 253H69L70 251L71 252L74 251V252L71 254L66 253V255H65ZM68 250H70V251H68ZM41 251H42V253H41ZM52 251H54V252L52 253ZM259 252H261L260 256L262 255V258L260 256H258ZM37 253L38 254L40 253V254L37 255ZM61 253H62V256L60 257ZM67 255L71 258V260L69 258V260L67 259V260H65L66 261L65 262L63 259H65ZM37 256L40 258H38ZM47 256H48V258H46ZM253 257H255V258H253ZM59 258H60V261H59ZM258 261H260V262H258Z\"/></svg>",
	"mask_w": 264,
	"mask_h": 264
}]
</instances>
